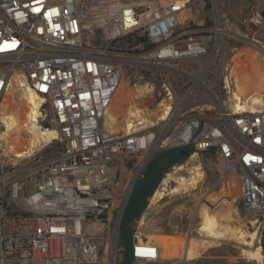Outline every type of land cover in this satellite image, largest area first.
Returning <instances> with one entry per match:
<instances>
[{"label":"built area","instance_id":"obj_1","mask_svg":"<svg viewBox=\"0 0 264 264\" xmlns=\"http://www.w3.org/2000/svg\"><path fill=\"white\" fill-rule=\"evenodd\" d=\"M208 5L0 0V264H100L102 252L112 254L126 197L157 154L174 150L189 151L188 164L204 174L208 159L222 182L237 186L246 215L264 224V108L232 107L226 4ZM263 20L264 0L252 21ZM122 87L137 111L129 106L115 133L105 124ZM39 100L40 127L59 137L29 156L9 153L8 144L30 136H5L3 118ZM178 167L177 178L191 175ZM163 252L136 235L132 264H203Z\"/></svg>","mask_w":264,"mask_h":264},{"label":"rangeland","instance_id":"obj_2","mask_svg":"<svg viewBox=\"0 0 264 264\" xmlns=\"http://www.w3.org/2000/svg\"><path fill=\"white\" fill-rule=\"evenodd\" d=\"M221 1H224L226 4V8L223 10V16L224 21H227L224 22V24L228 31L225 43V61L231 62L232 58V73L234 72L236 74L237 79L238 72L252 76H257L256 74H258L260 70L261 73H264V20L261 23L252 21L256 14V6L262 2V0ZM202 13L203 16H201V20L206 21L209 19V14L207 12ZM234 43H241L242 45L236 46ZM255 79H257V77H255L254 80ZM257 80H259V78ZM257 80H255L256 82L254 81L255 86L252 85L251 87L250 85L246 90L247 94L244 99L248 98V95L254 93L256 89L264 95V86L259 88L258 84L260 80ZM257 82L259 83L257 84ZM122 93L124 97L117 95L112 108L115 112L114 114L117 113V115L121 117L126 114L127 108L130 106V102L127 101V98L133 96V94H129V91L125 87H122ZM159 155L161 154H157L148 165L142 181L146 179L149 172L151 173L153 171L156 164H160L161 158ZM201 162L205 172V178L200 183L196 192L168 196L157 204L151 205L154 193L152 196L146 198L140 209L134 212L136 215L131 214L132 219L130 223L124 225L122 229L124 241H121V246H117L112 264L125 263V253H131V246L136 235L150 242H158L160 246L163 247V251L166 249L173 254L180 255H185L191 239L198 242L203 239L198 233L201 224V217L199 214L201 199L213 193L215 195L222 194L227 183L221 181L219 174L215 171L212 163L208 159L201 158ZM188 163V156H182L177 163L172 164L173 166L167 169L162 175L159 185L168 177L174 167L179 168L178 166H184V170L187 174V170L192 167L194 162ZM180 174L181 173H178V175ZM181 176L183 175L179 177ZM175 183L177 182H173V185ZM140 187H142V183L138 182L137 189H140ZM27 191L30 195L34 192V188L29 186ZM233 191V196L235 195L233 207L236 209L237 215L235 214V220L232 222V225L235 227L239 226L250 233L257 231L258 240L255 241V246L258 245L260 243L259 240H261L260 245L263 248L264 224L262 220L247 216L243 209L237 186L234 185ZM250 240L251 239H249V242ZM126 245H130V248H127ZM244 249H249V247L243 246L240 242L223 241L217 246L209 249V251H205V249L199 246L196 250V255L199 257L198 261L203 264H227L229 260H247L248 258L243 255ZM100 264H111V255L102 252Z\"/></svg>","mask_w":264,"mask_h":264},{"label":"bare ground","instance_id":"obj_3","mask_svg":"<svg viewBox=\"0 0 264 264\" xmlns=\"http://www.w3.org/2000/svg\"><path fill=\"white\" fill-rule=\"evenodd\" d=\"M256 75L257 76H252L243 74L242 72H238L237 80L239 92L237 93V91L233 90V100L235 102L232 104V107L236 111L255 112L264 108V95H262L257 89L254 93L249 94L248 98L244 99L247 94L246 90L250 85L251 87L252 85L255 86V80H257L258 78L260 80H257L260 82H257V84L259 83L258 87L262 88V86H264V73H261L260 70V72H258V74ZM255 77H257V79L254 80ZM118 95L124 97L121 89L119 90ZM37 99L38 98L35 97L33 98V100ZM40 104V100L34 101V104H31L29 110L24 109L19 105L16 115L3 118V122L7 126V129L4 131L5 136H9L11 135V133L15 132L16 136L19 137L23 130L26 131L30 136L29 140L22 145L11 146L10 144H8L9 153H16L19 157L29 156L34 151L45 147L47 144L59 137L56 130H43L40 127L38 123V109L40 107ZM135 108L136 107L131 105L129 109L130 113L133 115L137 111ZM118 117L119 116L117 115V113H110L108 115L105 127L115 133L124 130V126H120V124L119 126H117ZM20 123L21 125H19ZM179 170H183V167L177 169V171ZM177 171L175 173L169 174L168 177L164 180L162 188L156 191L154 196L152 197L151 205L157 204L158 202H160V200L164 199V197L169 194H179L182 191H184L185 194L192 193L193 191L198 189L199 181L205 177V174L203 173L199 165L190 168L191 175L189 177L177 178L175 175L177 174ZM171 179H175L177 185L174 188L169 189L167 187V184ZM233 190L234 185L229 181L227 182L225 190L222 194L215 195L213 193L206 197L204 196L201 199L199 208L201 224L198 229V233L203 239L199 242L191 239L187 251H184L185 256L189 260L199 259V257L196 255V250L199 248V246L202 249H205V251H209V249L217 246L220 242L223 241L240 242L241 244H243V246L245 245L249 247V249L243 250V255H245L249 260L262 261L264 259V252L260 243L255 246V241L258 240V232L254 231L250 233L239 226L235 227L234 225H232V222L235 220V214L237 215V211L233 207L235 201ZM249 239H251L250 242ZM178 255L180 254H173L166 249L163 252L164 258H174Z\"/></svg>","mask_w":264,"mask_h":264},{"label":"trees","instance_id":"obj_4","mask_svg":"<svg viewBox=\"0 0 264 264\" xmlns=\"http://www.w3.org/2000/svg\"><path fill=\"white\" fill-rule=\"evenodd\" d=\"M206 1L209 2L208 8H211V0H206ZM143 41H145V38L143 39ZM234 45L241 46L242 44L234 43ZM189 153H190L189 151H185V150H174L170 152L161 153V155H159V157L161 158L160 164H156L155 167L153 168V171L147 174L146 179L141 181L142 187H140V189H137V185L134 187L122 217V221L120 225V235L118 238V247L122 245L121 241H124V237L122 235V229L124 228V225L130 223V220L132 219L131 214L136 215L134 212L141 208L146 198L152 196L155 193L162 178V175L166 172V170L169 169L171 166H173L172 164L177 163V161L180 160L182 156L187 157ZM262 245L264 249V240ZM126 247L130 248V245L129 246L126 245ZM132 263H133V259L131 253L126 252L124 264H132Z\"/></svg>","mask_w":264,"mask_h":264},{"label":"water","instance_id":"obj_5","mask_svg":"<svg viewBox=\"0 0 264 264\" xmlns=\"http://www.w3.org/2000/svg\"><path fill=\"white\" fill-rule=\"evenodd\" d=\"M232 87H233V90L234 91H237V93L239 92V87H238V80H237V76H236V74L233 72L232 73ZM128 198L129 197H126V199H125V202H124V204H123V206H122V209H121V213H120V216H119V218H118V221H117V224H116V231H115V242H114V244H113V248H112V254H111V264L113 263V261H114V256H115V250H116V242H117V235H118V231H119V229H120V224H121V220H122V214H123V212H124V210H125V205L127 204V202H128Z\"/></svg>","mask_w":264,"mask_h":264}]
</instances>
